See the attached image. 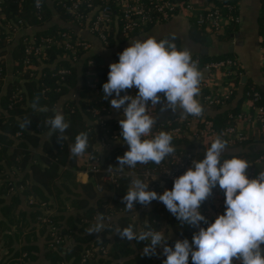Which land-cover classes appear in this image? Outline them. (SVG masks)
<instances>
[{
    "label": "trees",
    "instance_id": "trees-1",
    "mask_svg": "<svg viewBox=\"0 0 264 264\" xmlns=\"http://www.w3.org/2000/svg\"><path fill=\"white\" fill-rule=\"evenodd\" d=\"M89 1L95 8L98 7L99 9L105 3V0ZM142 1L147 7L150 6L147 0ZM173 1L182 9L186 0ZM216 1L218 4L223 2V0ZM225 1L231 4L237 3L240 6L238 0ZM53 6L56 8L60 18L66 21L70 20L66 8L62 4H57L56 0H53ZM44 8L45 11L42 13L41 19H38L32 6V0H26L21 7L18 4V0L0 1V9H2V12H0V19L2 20L0 25V70L2 71V76L0 77V249L6 248L8 250V254L0 260V264H40L37 257L38 247L33 244L35 240H38L39 235L47 241L44 243V250L47 251L45 255L51 261V264H68L70 262L71 264H114V260H117L116 264H162L166 257L162 260H155L154 257L156 256L148 257L142 255L145 242L137 243L136 241L121 240L117 236L115 229L117 227L123 229L129 224H133L136 231L145 230L147 226H150L156 230L163 231L165 235L170 230L174 235L167 240L170 246H174L175 241L178 239L187 238L191 242L193 233L196 231L191 226L181 225L163 203L159 201H157L153 209L147 212L141 211L137 219L132 218L130 214L138 209L140 204L136 203L134 205L135 209L127 211L124 208L125 205L121 202L132 179L127 174L131 168L125 167L123 176L116 179L114 187L102 179L105 174L109 173V166H114L112 168L113 171H119L116 168L118 167L116 157L123 156L125 151L118 148L111 151L103 159L102 165H100V172L90 174V177L97 185L101 184L104 190H113L114 192V194L105 196V200L96 201L95 205L90 203V200L97 196L94 185L89 182H76L75 174L66 168H79L76 164L77 157L71 156L69 146L74 143L75 136L81 131L89 133V148L85 153L97 156L94 144L100 132L98 136L94 133V127L90 123L94 121L90 109L100 110V114L103 113L102 110L104 111V109L105 111L110 110V100L113 97L105 100L102 94V86L108 80L109 69L101 63L98 57L86 55L81 49L77 51V56L79 57L77 60L80 62L79 69H77L76 64L73 65L69 60L71 55L66 54L62 46L56 45L47 51L49 57L47 61L43 62L39 58L33 59L40 72L39 78L35 79L30 77L28 71L23 68V61L26 56L22 40L26 36L18 37L14 44L13 41L4 40L6 30L2 31L3 25L19 16L24 20L26 26L33 25L43 28L52 18V10L45 2ZM236 14H239V10L236 11ZM114 20L113 27L110 28L106 35V46L108 47L127 41L130 37L138 36L142 31H148L153 26L148 24L143 27L142 31L134 30L127 34L121 29V18L115 16ZM259 26L260 46H264V5L259 19ZM226 27L224 31L217 33L215 30L209 31L203 26L194 24L191 37L202 44L206 42L205 34L207 33L216 34L215 37L218 39H231L232 34L239 28L238 22H230ZM65 31L73 35L65 27L51 24L46 28L37 30L34 37L57 36ZM6 53L11 56V75L14 74L20 77L24 81L22 84L17 79L11 80L8 79V76L6 77L7 80L4 78L8 74L4 60ZM227 57L237 58L234 54L212 56L206 52L192 55L193 59L197 58L202 62ZM87 59L92 60V66L87 65ZM60 67H65L69 74H65L61 78L57 73ZM88 69L98 77L96 91L91 90L87 84L89 77L85 75V72ZM240 69L244 72L243 68ZM79 76H81V81ZM79 81L81 87L78 97L66 99L63 102L64 105H62L63 114L70 125L64 133L66 139L59 143L55 137L58 133L54 134L42 145L43 151L40 155V163L34 161L32 150L37 147L39 135L42 132L49 131L46 120L55 115V105L63 96H67ZM241 81L243 84V97L237 107L227 108L226 110H222V107L219 106L212 107L215 114L213 117L209 116V118L215 120L219 129H223L231 122L228 117L230 112L237 113L240 110L247 91L260 92L263 95L262 102L264 103V92L260 86L252 81H244V78ZM17 91L19 96L12 97ZM37 96L40 97L39 107L38 110L34 111L31 104ZM29 101L31 102L30 106L27 104ZM26 117L31 119V123L28 128L21 129L19 123ZM168 118L169 116L166 117L164 115L157 116V122L154 127ZM105 122L112 133L117 132L116 121L108 118ZM18 131H20L21 137L15 136ZM118 133L120 135V132ZM182 143L192 147V143L187 139L174 137L172 144L175 147V151L182 148L178 146ZM251 143L238 145L242 148L238 153L224 154V158L237 156L253 160L264 154V148L257 146L258 141L251 139ZM202 146L204 151L194 152L196 160L202 159L206 149L210 147V145ZM246 147L249 149H245ZM148 167H154V162H149L148 165L137 164L135 170L138 174H143ZM19 186L23 187L22 191H20ZM12 187L13 190H10ZM172 187V183L166 186L168 190L172 189ZM64 193L76 196L75 199L71 200L72 208L76 210V213L68 218L64 213L67 209V204L62 200ZM30 199L33 200L32 204H29ZM213 199L215 198L209 197L201 206L204 209L210 208L209 200L212 201ZM224 200L225 197L223 202ZM122 212L126 214L121 216L116 223H113V221L107 223L110 228L107 227L104 232L98 234L101 237L99 241H94V234L89 235L87 233L86 229L89 228V224L95 220L98 213H103L107 218L111 213H113L111 215L116 216L117 213ZM38 227L39 229H37ZM52 227L55 228L56 236L64 238L65 241L63 243L50 246L54 243V238L51 236ZM102 247H104L105 253L101 252L100 249ZM88 248L92 250L96 248L97 250L94 252V257L91 261L82 262V253ZM157 252L159 253L158 249ZM189 264H192L191 257H189ZM233 264H238V262H233Z\"/></svg>",
    "mask_w": 264,
    "mask_h": 264
},
{
    "label": "clouds",
    "instance_id": "clouds-1",
    "mask_svg": "<svg viewBox=\"0 0 264 264\" xmlns=\"http://www.w3.org/2000/svg\"><path fill=\"white\" fill-rule=\"evenodd\" d=\"M37 7L40 0H36ZM176 37L157 39H134L121 53L118 62L109 65L108 80L103 84V99L110 100L113 109L119 111L120 137L128 146L123 156H117L119 171L125 167L135 169L137 164L159 165L175 152L173 136L166 131L153 135L156 118L149 114L150 106L160 112L178 109L183 114L201 116L203 107L197 97L200 95L202 72L198 62L193 60L187 47L178 49ZM135 87V95L124 94ZM162 94V95H161ZM40 97L33 99L31 107L38 110ZM150 102V106H149ZM31 119L19 123L21 129L28 128ZM49 126L47 137L54 134L59 143L66 137L69 128L62 111L46 120ZM227 140L217 135L200 160H193L192 166L173 181L171 190L162 194L149 190L135 173L122 203L127 211L135 209L136 203L147 208L152 201L163 203L166 209L180 222L198 229L191 242L178 239L174 246L167 243L163 231L147 226L136 231L133 224L115 232L121 240L145 242L142 255L166 257L162 264H264V172L249 178L246 159L232 156L225 159ZM89 148V133L79 132L70 144L71 156L80 157ZM114 166H109L111 171ZM217 186L224 192L225 211L214 222L201 213V205L213 195ZM201 223L207 227H201ZM107 228L106 217L98 213L95 223L86 229L89 235L100 234ZM99 238V236H98ZM161 248V252H157Z\"/></svg>",
    "mask_w": 264,
    "mask_h": 264
},
{
    "label": "built area",
    "instance_id": "built-area-1",
    "mask_svg": "<svg viewBox=\"0 0 264 264\" xmlns=\"http://www.w3.org/2000/svg\"><path fill=\"white\" fill-rule=\"evenodd\" d=\"M1 1V0H0ZM26 0H18V4L21 7ZM148 5L146 6L142 0H105V3L99 9L94 7L89 0H56L57 4H62L66 8L67 14L70 20L67 22L72 26L79 29L88 30L91 34L95 35L105 46L107 45V32L113 27L114 17L121 18L122 26L121 29L129 34L134 30L142 31L143 27L148 24L155 25L165 23L171 17L177 13L184 12L190 16L193 23L199 26L205 27L207 30H215L217 33L224 31L230 22H238L239 14H236L237 10H240V6L237 3L231 4L225 0L221 3H213L207 5L204 8H198L195 6L193 0H186L183 3L181 9L173 0H147ZM32 6L35 9V15L38 19H41L42 13H44V0H40V6L37 7L36 0H32ZM2 12V9H0ZM117 14H119L117 16ZM0 19V25H1ZM36 28L33 25H25L22 18L16 17L5 23L2 27V31H5L4 40L12 42L16 35L19 33L23 37L22 44L24 47V54L26 58L23 61L24 70L28 71L30 77L38 79L40 72L38 66L33 62V59L39 58L43 62L49 59L47 51L52 46H62L66 54H70L69 60L75 65L78 63L77 51L81 49L83 53L89 55L91 50V44L88 40L77 36L75 31L68 30V32H62L59 35H51L47 37L39 36L34 37L35 33H31L28 30ZM143 32V31H142ZM4 34V33H2ZM262 60L264 63V46L260 47ZM198 62L200 71L202 72V80L200 82V95L197 97L198 101H203V114L201 116H183L173 113L171 110L160 112V105L156 108L150 106V115H164L169 116L168 119L158 123L153 128L152 134L155 135L159 131L169 132L173 138L189 137L192 140L200 143V145H210L212 140L217 135L222 134V138L227 140V147H238V145L250 144L251 139H255L258 143H264V103L262 102L263 95L258 91H247L245 93V101L250 106L249 109H240L237 113L230 112L228 114L231 122L227 124L223 129H219L215 123V120L210 119L206 113V108H212L214 106L227 107L235 99L239 89L243 87L241 79L245 77V73L240 69L242 64L238 58H218L212 61L202 62L195 58L193 59ZM87 65L92 66L93 62L90 59L86 60ZM36 71V72H35ZM57 73L63 78V75L69 74V71L65 67H60ZM85 75L89 77L87 82L91 90H97L98 77L91 70H87ZM2 71L0 70V77ZM7 77L4 76V78ZM7 80V78H6ZM138 89L133 87L127 90L129 95H135ZM44 92V91H43ZM19 92H15L12 97L19 96ZM75 99V98H74ZM94 122L98 126V142L103 146H111V142L119 141L120 126L119 120L109 117L110 110H100L95 108L90 109ZM118 116L121 113L118 111ZM112 118L117 124V132L112 133L109 130L106 119ZM16 137H21L20 131L15 134ZM97 154V153H96ZM196 157L192 151H184L182 149L175 151L174 154L166 157L159 165L154 163V167H148L143 174L139 176L144 182L149 183V190H154L159 194L164 192V188L167 184L172 183L176 177L182 175L188 168L192 166V161ZM228 159V158H227ZM249 168L247 169V175L251 179L252 170L255 165L264 164V154H261L257 158L250 160ZM103 159L98 156L87 154V168L91 173H99L100 165H102ZM121 171H109L105 174L102 179L103 181L111 184L113 187L116 184V179L123 176ZM13 190V187L10 190ZM20 191L23 190L22 186H19ZM97 191H103L102 185H96ZM224 198L223 191L217 186L213 189L212 197ZM33 200H29V204H32ZM223 199L219 202L221 205ZM223 205V204H222ZM201 213L204 215L210 223V211L204 209L201 206ZM110 228V225L107 226ZM201 227H207V225L201 223ZM195 231H198V229ZM51 236L54 238L53 244L63 243L65 240L60 236L55 235V228L51 229ZM140 231V230H139ZM97 250V249H96ZM90 248L86 249L81 256L82 262L91 261L94 257V252ZM102 253H105L104 247L101 249ZM236 262V261H234Z\"/></svg>",
    "mask_w": 264,
    "mask_h": 264
},
{
    "label": "crops",
    "instance_id": "crops-1",
    "mask_svg": "<svg viewBox=\"0 0 264 264\" xmlns=\"http://www.w3.org/2000/svg\"><path fill=\"white\" fill-rule=\"evenodd\" d=\"M217 3L216 0H193L194 4L198 8H204L207 5ZM46 5L51 8L52 10V18L51 21L46 24L44 27H48L51 24H58L61 27H65V29L69 28V30L73 27L72 31H75L77 36L84 38L85 40H88L89 43L91 44V50H90V56H95L98 57V59L101 61V63L109 69V65L111 63L118 62L119 56L118 53H121L126 47L129 46V42L134 40V39H146L147 37H156L158 40L163 39V38H171L173 35L176 37L175 39V44L177 45L178 49H182L187 47L190 49L192 55H197L201 52H206L209 53L210 55H224V54H234L235 57L239 59V61L242 64V68L244 69L245 72V77L246 79L244 81H252L254 84L258 85L261 87V89L264 92V63L262 60V55H261V49H260V26H259V19L260 15L262 13L263 9V0H238V3L240 4V10H239V21H238V30L234 34H232L231 39H218L215 37L214 34H205L206 37V42L204 44L197 42L193 40L191 37L192 29H193V20L190 16L185 14L184 12H180L175 14L173 17H171L169 20H167L165 23L161 24H155L153 25L148 31L141 32L138 36H133L130 37L127 41L120 42L115 44L113 47H108L105 46L98 38H96L95 35L91 34L88 30L85 29H79L75 26H72L69 24L66 20H63L60 18V15L57 13L56 8L53 6V0H44ZM192 20V21H191ZM40 27H36L33 29H29L28 31L31 33L37 32ZM21 36L19 33L18 35L15 36L13 40V44L17 41L18 37ZM11 56L9 53L5 54V63H6V69H7V76L8 79L11 80H19L20 84H22L24 81L20 79L17 75H14L12 73V64H11ZM79 63L76 64L77 69H79ZM11 75V76H10ZM80 81H81V76H79ZM80 81L76 84L75 88H73L69 94L66 96H63L60 101L55 105L54 111L56 112L57 110L63 112L62 105H64V101L66 99H74L78 97L79 91H80ZM243 97L242 95V88L238 90L237 95L235 99L232 101L229 106L222 108V110H226L227 108H233L237 107L240 99ZM200 104L203 106V101H199ZM28 106H30L31 102L29 101ZM250 106L248 103L244 100L240 106V109H249ZM1 110V108H0ZM206 113L213 117L215 114V111L213 108H206ZM175 114L183 116H188L187 114H183L182 110L178 109ZM155 118L158 115H152ZM109 117H112L113 119H118V111L113 109L110 105V115ZM159 117V116H158ZM88 122H90L88 120ZM92 123V126L94 127V133L98 136V126L96 122H90ZM47 132H42L39 135V141L37 143V147L33 148V158L34 161L40 163V155L43 151V143L48 141L50 137L46 138ZM184 139H187L189 142L192 143V147H189L182 143L181 145H178L179 147H182L181 149L184 151H192L193 152H198V151H204V148L200 143L192 140L189 137H184ZM111 146H103L98 142V137L95 142V149L97 150V154L99 157L102 159L106 158L107 155L111 152L114 151L116 148L121 149L123 151L128 150V146L126 144H123V140L120 139L117 142H111ZM253 145V143H251ZM257 146L259 148H264V143H257ZM206 149V148H205ZM241 146L238 147H227V151L225 154H236L241 150ZM249 149V148H245ZM87 154L85 153L84 155L77 157L76 164L79 166V168H69L66 167L67 169H70L69 171L73 172L75 174V181L79 183H92L94 185V190L97 193V196L90 200L91 205H95L96 201L98 200H105L107 195L109 194H114L113 190H104L99 192L96 189V183L94 180L90 177V171L87 168ZM246 158V157H244ZM135 170V169H134ZM133 169H129L128 175L131 173H135L136 176H138L141 180H143L139 174L134 171ZM259 172H264V164L261 165H255L254 169L252 170V176L255 178ZM131 176V175H130ZM132 178V176H131ZM144 181V180H143ZM166 188V187H165ZM167 189V188H166ZM171 190V189H170ZM63 198L62 200L64 203L67 204V209L64 211L66 217L68 218L71 215H74L76 213V210L72 208L71 205V200L75 199L76 196L73 195H67V193H64L62 195ZM68 197V198H67ZM224 199L222 196L216 197L212 201L209 200V211H210V222H213L214 219L218 216L224 213L225 211V205L224 202L220 205L219 202ZM157 201H152L149 207L145 208L140 205L138 209H136L133 213L130 215L132 218L138 217V214L140 212H147L156 205ZM113 214V213H111ZM108 215L106 218V224L109 223L110 221H113V223H116L117 220L126 214L125 212L122 213H117L116 216L113 215ZM95 223V220H93L90 224L89 227ZM108 226V225H107ZM39 229V227L37 228ZM166 237L171 239L172 232L170 230L165 234ZM96 240H100V235L94 234ZM99 236V238H98ZM92 241V243H94ZM45 238H43L41 235L38 236V240H35L33 244L37 245L38 251H37V257L38 261H40V264H51V261H49L46 258L45 253L47 252L44 250V243H46ZM70 244V243H69ZM13 247H15L13 245ZM64 248V247H63ZM160 251H162L161 248H157ZM93 250H96L94 248ZM8 254V250L6 248H1L0 249V260L5 257ZM164 257L163 256H156L154 257L155 260H162ZM114 260L113 258H111ZM117 260H114L113 263L116 264ZM93 263V262H92ZM68 264H71L68 263Z\"/></svg>",
    "mask_w": 264,
    "mask_h": 264
},
{
    "label": "water",
    "instance_id": "water-1",
    "mask_svg": "<svg viewBox=\"0 0 264 264\" xmlns=\"http://www.w3.org/2000/svg\"><path fill=\"white\" fill-rule=\"evenodd\" d=\"M43 28H46V27H43ZM43 28H39V29H43ZM68 30H69V28H67ZM73 29V27L70 29V30H72ZM246 79V77H244V80Z\"/></svg>",
    "mask_w": 264,
    "mask_h": 264
},
{
    "label": "rangeland",
    "instance_id": "rangeland-1",
    "mask_svg": "<svg viewBox=\"0 0 264 264\" xmlns=\"http://www.w3.org/2000/svg\"><path fill=\"white\" fill-rule=\"evenodd\" d=\"M192 21V20H191Z\"/></svg>",
    "mask_w": 264,
    "mask_h": 264
}]
</instances>
